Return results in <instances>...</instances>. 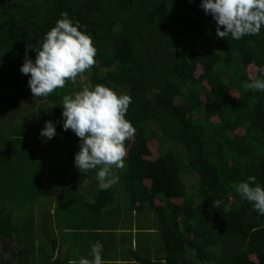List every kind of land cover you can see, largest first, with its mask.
Here are the masks:
<instances>
[{
	"label": "trees",
	"instance_id": "obj_1",
	"mask_svg": "<svg viewBox=\"0 0 264 264\" xmlns=\"http://www.w3.org/2000/svg\"><path fill=\"white\" fill-rule=\"evenodd\" d=\"M1 3L0 98L5 99L0 134L9 131L0 135V246L4 238L13 247V264L51 263L55 240L42 225L37 229L33 210L42 200L55 199L61 209L76 192V203L89 211V218L63 221L84 230L97 214L111 219L113 214L102 212L112 206L118 182L132 212H147L148 219L154 215L164 245L159 262L131 252L140 264H264V216L236 191L249 176L264 186V92L244 87L264 65V27L259 35L240 40L218 38L216 22L200 7L201 0ZM63 13L92 38L95 63L75 82L28 99L24 90L30 89V74L20 72L25 53L35 59L44 34ZM84 81L89 89L101 84L132 97L126 119L136 131L124 142V167L112 166L117 183L106 190L98 187L96 169L80 172L74 165L79 138L62 127V98L82 91ZM25 110L45 117L42 123H55L57 146H27L21 138L26 132L13 124ZM170 144L180 147L184 158ZM17 146L30 150L17 152ZM37 149L45 150L39 154L53 164L32 162ZM191 173L197 176L200 211L183 179ZM20 187L27 191L21 193ZM0 264H7L1 251Z\"/></svg>",
	"mask_w": 264,
	"mask_h": 264
},
{
	"label": "clouds",
	"instance_id": "obj_2",
	"mask_svg": "<svg viewBox=\"0 0 264 264\" xmlns=\"http://www.w3.org/2000/svg\"><path fill=\"white\" fill-rule=\"evenodd\" d=\"M200 7L215 20L218 38L240 40L246 35H259L264 27V0H201ZM80 29L79 21L74 22L63 13L44 34L40 46L35 49L34 60L26 51L20 72L30 74L28 85L34 97H46L63 88L67 81L75 82L78 74L94 65L96 48L92 38ZM256 71L259 75L250 76L244 87L264 92V65L257 66ZM131 102L129 94L118 95L101 84L62 98V127L66 131L70 129L79 138L74 165L80 172L96 169L101 190L108 189L119 179L112 174V166L124 167V142L136 131L126 119ZM40 135L52 139L56 135L55 123L46 121ZM256 181L255 176H249L236 185V191L242 200L251 203L258 215L264 216V186ZM102 248V243L96 241L91 245V259L80 257L70 260L69 264H104Z\"/></svg>",
	"mask_w": 264,
	"mask_h": 264
},
{
	"label": "rangeland",
	"instance_id": "obj_3",
	"mask_svg": "<svg viewBox=\"0 0 264 264\" xmlns=\"http://www.w3.org/2000/svg\"><path fill=\"white\" fill-rule=\"evenodd\" d=\"M2 5V3L0 4V6ZM88 88L89 89V84L88 82L82 83V90ZM24 95H26L28 97V99L33 96V94L31 93L30 89H25L24 90ZM30 95V97H29ZM5 98L1 97L0 98V106L4 105L3 101ZM19 103H24L23 101H18ZM13 105L17 106L15 108V110H18L20 107H18L19 105L17 103H13ZM11 105L12 107H15ZM10 106V107H11ZM9 107V108H10ZM1 108V107H0ZM24 108V107H23ZM24 116L19 117L20 115H17L16 119L14 120L13 124H15L16 126H18L19 129L23 130V132H26V134H21V138L25 139L28 143L27 146H32L34 145L35 147L39 148L40 145H42V143L45 142H49L47 143V145L49 146H55L56 144H54L53 140L54 139L56 142L58 139L57 133L56 135L52 138V139H47L46 137H43L40 135L41 129L44 127L45 123H42V120L45 117H41V115H38L36 113V111H34V115L33 113L30 114L29 110H25ZM48 120V119H46ZM45 120V121H46ZM151 125V124H150ZM151 130L153 129V125L150 126ZM8 128H4V131L7 136H8ZM28 132V133H27ZM6 134H0L1 137L6 136ZM55 142V143H56ZM36 143V145H35ZM59 144V142L57 143ZM57 146V145H56ZM170 146L174 149H177L179 155L181 157L184 158V152L183 150L178 147L175 146L174 144H170ZM43 147V146H42ZM17 152H24L26 150H30L23 148L22 146H17L16 148ZM43 149V148H41ZM55 152H58V149L55 148L53 149ZM0 151H2V146H0ZM46 153V151L41 150V152L37 149L36 150V156L35 157H30V160L34 163H43V164H47V165H52L53 161L52 158L50 157H45L47 155L41 156L39 153ZM7 153V154H6ZM10 152H5L4 151V155H8ZM182 160V159H181ZM75 171V170H74ZM68 179V178H67ZM184 183L188 189V195L190 196L191 199H193L194 201V205L196 206L197 210H201L200 209V202L199 200L196 198V188H197V176L194 173L188 174L184 176ZM68 183L67 181L65 182ZM121 182L117 183V187H115L114 191H115V200L112 203V206L109 207L108 209L104 210L102 213L103 214H113L112 216L118 217V216H122L124 218L123 223V227H130V224L133 223V225H136L138 227V229H142L144 232V237L143 239L139 238V241L141 240V243H144L145 245V255L148 259H150L153 262H159L160 259H162V256L164 257V245L159 237L158 234V223L155 220V217L153 214H149L151 216V218L148 219L147 217V212L144 213H135L136 211L132 212L128 207H127V200H126V196L123 193L121 187ZM85 186V185H84ZM88 188L85 187L84 190L82 191H87ZM27 191V189L20 187V192L21 193H25ZM97 191V190H96ZM84 194V193H82ZM84 199L88 202L92 201V198H90L88 195L86 196L84 194ZM24 197V194L23 196ZM76 192L73 193V197L71 201L67 200L65 201L64 205L61 206V209H57V212L55 214H52V209H51V205L53 203H48L45 200H42V204H40V206H36L35 209L33 208L34 215L38 221L37 226H38V230L39 229H46L48 232V235H50L51 238H55L56 237V233L58 231H60L62 228H64L66 226L65 222L63 220L67 219L68 221H70V219H73L76 223L79 222H84V220L89 218V211L87 209L88 212H84V208H82L80 205H77L76 203ZM32 209L31 206L27 209H25V214H30ZM21 214H23L22 219H20L21 221H25L26 217H24V213L19 210ZM73 213L74 214H78L77 218H73ZM46 214H50L49 216H46ZM84 214H86L85 216H83ZM210 215V214H209ZM111 217V219H113ZM68 223V222H67ZM42 225V228L41 226ZM138 236H140L138 234ZM43 242H46L48 244H50V242L48 240H46L45 238L43 239ZM0 251L5 255L6 260H7V264H13L14 261V256H15V250L13 249L12 246H10V244L6 241V239L1 238V246H0ZM152 259H155L152 260Z\"/></svg>",
	"mask_w": 264,
	"mask_h": 264
},
{
	"label": "crops",
	"instance_id": "obj_4",
	"mask_svg": "<svg viewBox=\"0 0 264 264\" xmlns=\"http://www.w3.org/2000/svg\"><path fill=\"white\" fill-rule=\"evenodd\" d=\"M50 203H53L50 207L52 214H55L56 200ZM99 217L100 214H97L94 219L92 218V223H89L91 225L87 229L79 230L77 227L65 226L61 233L58 231L54 238L55 252L50 264H69L70 260H78L80 257L91 259V245L96 241H100L103 245L101 255L104 264H140L131 252L146 257L145 245L141 240L139 241L140 237V239L146 237L143 235V230L138 229L133 223L130 227H123L122 216L116 217L115 221L108 215Z\"/></svg>",
	"mask_w": 264,
	"mask_h": 264
}]
</instances>
